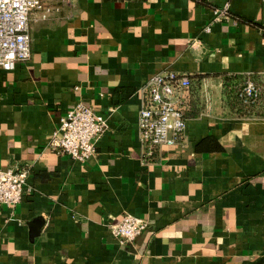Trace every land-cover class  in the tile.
I'll return each instance as SVG.
<instances>
[{
    "label": "crops",
    "instance_id": "crops-1",
    "mask_svg": "<svg viewBox=\"0 0 264 264\" xmlns=\"http://www.w3.org/2000/svg\"><path fill=\"white\" fill-rule=\"evenodd\" d=\"M41 2L30 60L0 69V168L30 173L0 264H264V0ZM166 71L192 81L187 138L148 155L141 90ZM248 77L242 116L226 85ZM79 104L108 126L85 163L49 146ZM125 214L146 224L130 245L108 228Z\"/></svg>",
    "mask_w": 264,
    "mask_h": 264
},
{
    "label": "built area",
    "instance_id": "built-area-1",
    "mask_svg": "<svg viewBox=\"0 0 264 264\" xmlns=\"http://www.w3.org/2000/svg\"><path fill=\"white\" fill-rule=\"evenodd\" d=\"M43 8L41 0H0V69L10 72L30 60L31 15ZM228 19V9H215L212 22ZM209 31V28L206 30ZM244 105H258L261 88L250 77L239 86ZM192 81L187 75L163 72L142 88L144 103L139 111L142 143L148 155L162 148L184 144L187 136L186 111L190 106ZM104 117L93 108L79 104L61 116L49 146L74 161L85 163L96 154L98 141L107 131ZM26 168H0V207L17 208L29 191ZM141 219L125 214L119 222L108 221L110 233L123 245L133 244L145 230Z\"/></svg>",
    "mask_w": 264,
    "mask_h": 264
},
{
    "label": "trees",
    "instance_id": "trees-1",
    "mask_svg": "<svg viewBox=\"0 0 264 264\" xmlns=\"http://www.w3.org/2000/svg\"><path fill=\"white\" fill-rule=\"evenodd\" d=\"M227 91H228V98L230 101V104L232 105L233 109L237 114H240L242 116H248L251 114L250 112L254 111L255 108L258 107V105H251L247 106L242 103V101L239 99V86H236L235 88H232V84H227ZM187 117V116H186Z\"/></svg>",
    "mask_w": 264,
    "mask_h": 264
}]
</instances>
